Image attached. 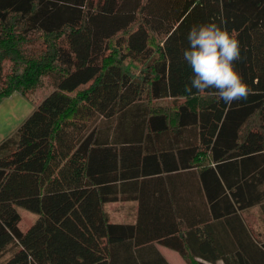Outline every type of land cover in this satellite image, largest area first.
I'll use <instances>...</instances> for the list:
<instances>
[{
	"label": "trees",
	"instance_id": "16d2710c",
	"mask_svg": "<svg viewBox=\"0 0 264 264\" xmlns=\"http://www.w3.org/2000/svg\"><path fill=\"white\" fill-rule=\"evenodd\" d=\"M209 22L240 42L246 100L185 91L188 33ZM48 73L0 142V264H170L158 246L264 264L243 217H264V0H0V100ZM113 202L134 221L111 220Z\"/></svg>",
	"mask_w": 264,
	"mask_h": 264
},
{
	"label": "clouds",
	"instance_id": "9594fccd",
	"mask_svg": "<svg viewBox=\"0 0 264 264\" xmlns=\"http://www.w3.org/2000/svg\"><path fill=\"white\" fill-rule=\"evenodd\" d=\"M189 48L183 58L193 73L185 91L204 93L215 89L220 100L232 104L246 100L252 89L236 70L235 62L242 59L241 46L235 33L215 22L193 25L187 37Z\"/></svg>",
	"mask_w": 264,
	"mask_h": 264
},
{
	"label": "rangeland",
	"instance_id": "374dc122",
	"mask_svg": "<svg viewBox=\"0 0 264 264\" xmlns=\"http://www.w3.org/2000/svg\"><path fill=\"white\" fill-rule=\"evenodd\" d=\"M38 38V37H37ZM36 40V39H35ZM2 67L3 70H9L11 67V63H9L7 60L2 61ZM136 64V63H135ZM131 65V68L136 71L137 70V64L136 65ZM50 75L49 73L46 75H43L40 79L39 84L34 88V89H30L29 91V95L31 97H26L24 95L23 98L25 99V101L27 102V104L30 106H32V108H25L24 110V115L25 118L32 112L33 107H34V96H40L41 94H43L44 92H46L48 89L51 88L52 84H51V80H50ZM203 96V95H202ZM205 96L194 100V102H192L194 105H200L202 102L201 100H205ZM181 100H179L180 102ZM165 103L169 108L172 106V104H174L172 99L169 100H163L160 101V104ZM172 112V111H171ZM104 209L107 212L109 218L111 220H123V219H129L128 216H131L133 212L129 211L130 208H128L127 206V202H113V203H107L104 205ZM17 210L20 214L21 217V224H23L24 226H29L31 225L34 220L36 219L37 215L33 212H30L28 210H26L25 208L22 207H17ZM243 217L245 219V221L247 222V224L255 231L258 233H261L262 235H264V217H262V214L260 212V209L258 206L252 207L247 211L243 212ZM161 246H158V248L160 249ZM176 253V252H173ZM177 254V253H176ZM178 255V254H177ZM179 260L181 261L182 264H187L185 262V260L178 255ZM172 262L174 260H171Z\"/></svg>",
	"mask_w": 264,
	"mask_h": 264
},
{
	"label": "crops",
	"instance_id": "0c3cea01",
	"mask_svg": "<svg viewBox=\"0 0 264 264\" xmlns=\"http://www.w3.org/2000/svg\"><path fill=\"white\" fill-rule=\"evenodd\" d=\"M25 108H32L28 105L21 94L14 92L11 95L2 98L0 100V142L11 135L19 126V124L25 119L24 110ZM129 211L133 212L131 216H128L129 219L123 220H113L120 222H130L134 221V213L136 210L134 202H127ZM161 253L165 256L170 264H182L174 251L166 248L160 247ZM171 260H174L173 262ZM217 264H223L221 261H218Z\"/></svg>",
	"mask_w": 264,
	"mask_h": 264
}]
</instances>
